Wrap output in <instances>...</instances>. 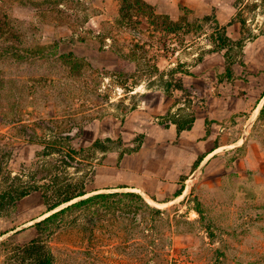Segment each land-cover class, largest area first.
Masks as SVG:
<instances>
[{
  "label": "rangeland",
  "instance_id": "374dc122",
  "mask_svg": "<svg viewBox=\"0 0 264 264\" xmlns=\"http://www.w3.org/2000/svg\"><path fill=\"white\" fill-rule=\"evenodd\" d=\"M119 1L0 0V191L9 178L36 181L39 166L57 158L40 157L43 142L58 138L78 150L99 137L112 140L67 171L76 180L93 174L85 198L133 193L116 187L124 156L142 151L174 158L181 150L187 163H181L180 199H144L160 215L127 199L119 200L132 209L117 217L114 201L73 212L61 230L47 234L55 264H264V99L258 105L264 97V0H193L179 7L180 0H161L156 14L178 24L174 34L118 26ZM216 23L231 24L227 35L236 43L212 53ZM54 43H60L58 56L51 52ZM114 44L125 53L134 44L146 49L140 64L124 63L139 71L135 79L115 73ZM37 49L45 55L32 57ZM154 65L161 77L149 75ZM228 66L231 83L224 78ZM179 79L183 91L174 87ZM212 95L219 98L214 108ZM216 107L224 113L216 116ZM209 109L214 113L206 128L214 144L196 147L195 163L206 157L197 170L195 163L188 168L194 155L178 148L179 140L161 125L192 111L206 117ZM53 213H46L40 192L1 213L0 264H31L21 260L19 246L31 242V227Z\"/></svg>",
  "mask_w": 264,
  "mask_h": 264
},
{
  "label": "trees",
  "instance_id": "16d2710c",
  "mask_svg": "<svg viewBox=\"0 0 264 264\" xmlns=\"http://www.w3.org/2000/svg\"><path fill=\"white\" fill-rule=\"evenodd\" d=\"M119 2L120 20H117L116 22L118 26L121 25L126 29H134L141 25H148L158 32L162 31L168 34H174L175 30L178 28V24L172 22L170 17L156 14L155 8L143 0H120ZM208 19L209 18H204L205 21ZM230 26L231 24L226 27H220L216 23V44L215 50L212 53H219L224 50H228L231 45L236 43L227 35V28ZM68 42L72 44L75 42V40L72 39ZM79 42H84V40L82 39ZM50 48L54 56L59 55L60 43H54ZM112 50L118 60L115 73L119 74L120 77L122 76L127 79H135L138 77L136 74L139 71L137 70L133 73L134 69L126 67L125 65L127 64L124 63L125 61H130L136 65L140 64V61L146 58V49L142 45L134 44L132 48L129 49V52L125 53L122 45L114 44L112 45ZM42 51L43 50L37 49V51L33 53L32 57L36 58L44 56L45 54ZM70 55L72 56L73 54ZM150 69L151 71L149 72V75L162 76V74H160V70L157 68V65L151 66ZM176 73H178V71H171L172 75ZM224 78L229 83L233 82L234 80L233 71L229 66L226 68ZM165 85L166 93L170 92L169 88L171 87V84L166 83ZM174 87L176 90L183 91V81L181 79L176 80V85ZM263 112L264 109L261 110V113ZM172 118L169 122L162 124L161 126L168 128L171 125H174L176 126L177 132L179 134L185 131H190L193 128L196 121V112L192 111L187 115V118L182 120H172ZM207 123L208 122H206V125ZM139 138L140 140H144L143 135ZM104 141L108 143L112 142V140L109 138L99 137L90 148L80 150L75 149L70 144L68 138H58L55 141L43 142L44 149L41 153H39L41 154L40 157L56 156L57 158L47 163V165L39 166L38 179L36 181L30 180L24 182L20 178H9L10 185H8L4 190L0 191V214L4 211L15 208L20 200L37 192L42 194L43 202L46 206V213L48 214L54 212L52 215L40 222L35 223L31 227L35 231V237L28 244L19 246V252L22 255L21 260H29L32 262L31 264H55V257L52 256L50 252L51 250L47 245V234L50 236L52 232L61 230L64 226V219L73 212L78 211L87 213L88 211L96 208L104 209L108 202L114 201L115 203L112 207V211L114 216L117 217L124 214V210L127 211L132 209V207L129 205H122L121 201L119 200L127 199L131 202H135V204L140 203V205H143L156 215H160L162 213L161 210L151 208L144 198L136 193L97 194L85 198L90 193L87 188L92 182L91 176L93 174H89L90 176L88 178L76 180L70 179L67 171L71 168L78 170L79 165L82 164L80 161L92 159L91 155L94 153L104 152ZM141 145H139L135 150L131 151V153L137 152ZM204 158L205 157H200L199 160L194 164L195 170H197ZM40 183L43 184L41 185ZM122 188L123 187H120V189ZM182 195L183 188L175 194V198H179ZM64 205L69 206L57 211ZM98 221L100 223L102 218L96 219L92 224L94 225Z\"/></svg>",
  "mask_w": 264,
  "mask_h": 264
},
{
  "label": "crops",
  "instance_id": "0c3cea01",
  "mask_svg": "<svg viewBox=\"0 0 264 264\" xmlns=\"http://www.w3.org/2000/svg\"><path fill=\"white\" fill-rule=\"evenodd\" d=\"M143 1L153 7H156L161 2V0ZM177 4L178 7L185 4L192 6L194 2L193 0H180L177 2ZM214 85L216 84L214 83ZM220 86H222V84H220ZM193 87L195 89L200 88L197 83L194 84ZM216 87H214V89H216ZM214 97L215 96L212 95L208 98V104H210V107L212 106L213 108L215 107V104L219 103V98H217V95L216 98ZM263 99L264 97L262 96L260 102H258V105L261 104ZM211 109L206 110V117L199 116V114L197 115L196 113V121L190 131H185L178 134L177 128L174 125L163 129L167 135H171L172 133L173 138L176 136V138L179 140L178 148H184L188 156L194 155L190 164H188L190 165L188 168H190L191 165L193 166V163H195V161L198 159L199 154L196 151V147H200V145L204 144L206 146H211L214 144V135H212V133L206 128L207 119H209L208 121H212V114L214 112ZM218 112V107H216L214 114L218 116ZM223 113L224 112L220 113L219 115H222ZM173 128L175 130H173ZM185 133H188L190 137L184 136ZM184 139H186L188 143L191 142V140H195V143L193 145L189 144L190 146L185 147L183 143ZM219 148L220 147L215 146L213 151H217ZM178 151L179 152L176 150V152H174V158H171L172 153H164L163 155L156 153L154 155L152 153L145 154L142 151H138L133 155L124 156L116 168L118 175L116 187L122 186V191H132L133 193L141 195L144 199H150L151 196H156L158 198L174 196L180 187L181 176L186 173L181 167V163L185 160V158L181 161V150ZM185 163H187V160H185Z\"/></svg>",
  "mask_w": 264,
  "mask_h": 264
}]
</instances>
